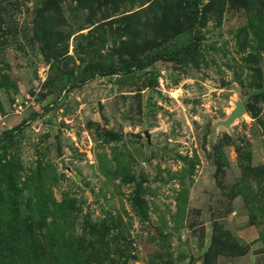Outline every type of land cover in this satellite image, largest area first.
<instances>
[{
  "label": "rangeland",
  "instance_id": "374dc122",
  "mask_svg": "<svg viewBox=\"0 0 264 264\" xmlns=\"http://www.w3.org/2000/svg\"><path fill=\"white\" fill-rule=\"evenodd\" d=\"M0 264H264V0H0Z\"/></svg>",
  "mask_w": 264,
  "mask_h": 264
},
{
  "label": "trees",
  "instance_id": "16d2710c",
  "mask_svg": "<svg viewBox=\"0 0 264 264\" xmlns=\"http://www.w3.org/2000/svg\"><path fill=\"white\" fill-rule=\"evenodd\" d=\"M191 49H192V48H191L190 45L186 46V47L183 49V52H182L181 55H187V54L191 51ZM181 55L176 54V56H170L169 58H163L164 56H162V55H154V56H152V57L149 59L148 63H150V62H152V61H156V60H158V59H169V60L179 59V58L181 57ZM16 127H18V126H16Z\"/></svg>",
  "mask_w": 264,
  "mask_h": 264
},
{
  "label": "water",
  "instance_id": "95a60500",
  "mask_svg": "<svg viewBox=\"0 0 264 264\" xmlns=\"http://www.w3.org/2000/svg\"><path fill=\"white\" fill-rule=\"evenodd\" d=\"M242 113H243L242 106L240 104H237V106L235 107V109L232 110L229 119L227 121H223L222 123L229 125V124H231L234 121V119H235L236 116H238V115H240Z\"/></svg>",
  "mask_w": 264,
  "mask_h": 264
}]
</instances>
